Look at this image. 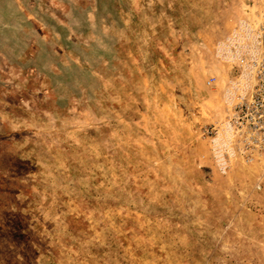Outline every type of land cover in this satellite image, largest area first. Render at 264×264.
Segmentation results:
<instances>
[{
	"label": "rangeland",
	"instance_id": "rangeland-1",
	"mask_svg": "<svg viewBox=\"0 0 264 264\" xmlns=\"http://www.w3.org/2000/svg\"><path fill=\"white\" fill-rule=\"evenodd\" d=\"M263 14L0 0V264H264V154L220 129Z\"/></svg>",
	"mask_w": 264,
	"mask_h": 264
},
{
	"label": "built area",
	"instance_id": "built-area-1",
	"mask_svg": "<svg viewBox=\"0 0 264 264\" xmlns=\"http://www.w3.org/2000/svg\"><path fill=\"white\" fill-rule=\"evenodd\" d=\"M252 68L254 75L248 95L245 88L244 93L239 96V102L231 116L220 129L227 135L226 142H247V146L253 148L255 152L264 154V14L254 33ZM248 85L246 86L249 87ZM214 129L212 128L210 133L214 132ZM214 134H211L212 137ZM216 135H218V131ZM232 136L234 140L230 138ZM235 137L239 139L237 140ZM218 138L214 136L211 141L220 142Z\"/></svg>",
	"mask_w": 264,
	"mask_h": 264
}]
</instances>
